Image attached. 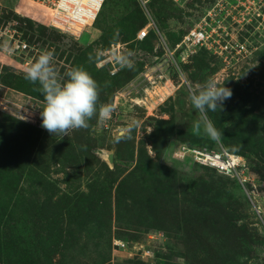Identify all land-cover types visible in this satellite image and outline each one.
<instances>
[{
    "label": "rangeland",
    "instance_id": "obj_1",
    "mask_svg": "<svg viewBox=\"0 0 264 264\" xmlns=\"http://www.w3.org/2000/svg\"><path fill=\"white\" fill-rule=\"evenodd\" d=\"M14 2L0 0V29L30 49L0 43V264H264V0H150L149 15L105 0L79 36ZM208 12L223 28L215 49L245 46L229 63L182 43ZM44 51L61 76L83 67L97 81L109 119L64 137L42 126L40 85L24 75ZM208 80L232 91L208 113L218 142L193 130L189 91ZM191 149L239 157L246 182Z\"/></svg>",
    "mask_w": 264,
    "mask_h": 264
},
{
    "label": "clouds",
    "instance_id": "obj_2",
    "mask_svg": "<svg viewBox=\"0 0 264 264\" xmlns=\"http://www.w3.org/2000/svg\"><path fill=\"white\" fill-rule=\"evenodd\" d=\"M113 58L121 68L134 67L127 54L117 53ZM24 78L40 85L45 101L41 111L42 126L52 135L68 136L72 130L87 128L88 122L97 115L100 121L109 119L114 110L111 104L101 103L98 106L99 85L83 67L71 68L61 76L54 66L51 51L42 52L26 69ZM231 96V89L224 84L218 86L212 80L192 88L189 100L198 113L193 130L197 133L203 130L212 141L218 142L223 134L208 113L220 110L223 102Z\"/></svg>",
    "mask_w": 264,
    "mask_h": 264
},
{
    "label": "built area",
    "instance_id": "obj_3",
    "mask_svg": "<svg viewBox=\"0 0 264 264\" xmlns=\"http://www.w3.org/2000/svg\"><path fill=\"white\" fill-rule=\"evenodd\" d=\"M14 1V10L19 17L26 19L25 17H27V15L24 14L23 11L28 12L31 9L44 17L49 25L58 31L79 36L87 27L94 23L105 0ZM149 1L150 0H137L143 8L145 15H149L147 10ZM171 1L179 2L183 0ZM207 17L208 18L203 20L202 25L199 24L195 26L185 34L182 43L187 49L190 50L193 48V51H195V48L200 49L201 47H205L207 50H212L214 53H217L218 50H226L228 51V56H224L221 51L219 52L223 62L227 63H229L231 58L233 59V54H240L246 51L245 46L241 44H235V46L226 44L225 46H221L220 49H215L212 45L213 41H215L213 36H220L219 32L223 31V28L219 23H216L217 20L213 18L211 12H208ZM206 19H209V21ZM151 27V23L142 27L137 32V39L140 41L145 39ZM19 34L21 33L11 25H7L0 29V43L6 42V47L3 48V53L6 56L30 49L28 43L23 40ZM182 43L180 45H182ZM188 152L191 153L195 161L214 167L219 172L226 175L238 176L242 182H246V177L243 173H240L243 169V164L239 157L227 152L213 153L198 149H191L188 150ZM115 245L122 246L120 242H115Z\"/></svg>",
    "mask_w": 264,
    "mask_h": 264
},
{
    "label": "water",
    "instance_id": "obj_4",
    "mask_svg": "<svg viewBox=\"0 0 264 264\" xmlns=\"http://www.w3.org/2000/svg\"><path fill=\"white\" fill-rule=\"evenodd\" d=\"M108 160L111 162V158L110 157H108Z\"/></svg>",
    "mask_w": 264,
    "mask_h": 264
},
{
    "label": "trees",
    "instance_id": "obj_5",
    "mask_svg": "<svg viewBox=\"0 0 264 264\" xmlns=\"http://www.w3.org/2000/svg\"><path fill=\"white\" fill-rule=\"evenodd\" d=\"M104 3H105V1H104ZM103 5H104V4H103ZM140 29H141V28H140ZM140 29H139V30H140ZM139 30H138V31H139ZM147 36H148V35H147ZM146 38H147V37H146ZM143 40H144V39H143ZM141 41H142V40H141Z\"/></svg>",
    "mask_w": 264,
    "mask_h": 264
}]
</instances>
